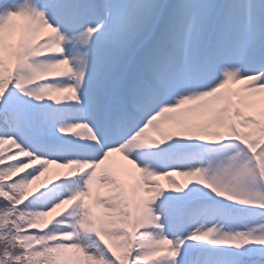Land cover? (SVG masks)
I'll list each match as a JSON object with an SVG mask.
<instances>
[{
	"label": "snow or ice",
	"instance_id": "obj_1",
	"mask_svg": "<svg viewBox=\"0 0 264 264\" xmlns=\"http://www.w3.org/2000/svg\"><path fill=\"white\" fill-rule=\"evenodd\" d=\"M0 264H264V0H0Z\"/></svg>",
	"mask_w": 264,
	"mask_h": 264
},
{
	"label": "rangeland",
	"instance_id": "obj_2",
	"mask_svg": "<svg viewBox=\"0 0 264 264\" xmlns=\"http://www.w3.org/2000/svg\"><path fill=\"white\" fill-rule=\"evenodd\" d=\"M117 158H118V156H117ZM50 168H52V169H55L56 168V166L55 165H50L49 166ZM60 171H65V170H63V169H60ZM177 179H183L182 177H176ZM45 179V177H41L40 178V180H38V181H34L33 182V185L32 186H36V185H38L41 181H43ZM162 183H165V186H167V183H166V181H163L162 180ZM103 190V189H102Z\"/></svg>",
	"mask_w": 264,
	"mask_h": 264
}]
</instances>
